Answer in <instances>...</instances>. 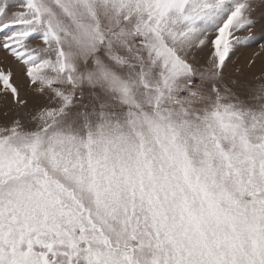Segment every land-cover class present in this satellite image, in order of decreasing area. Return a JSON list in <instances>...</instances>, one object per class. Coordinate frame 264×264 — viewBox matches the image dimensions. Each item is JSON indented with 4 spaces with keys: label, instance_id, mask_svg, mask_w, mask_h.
I'll return each instance as SVG.
<instances>
[{
    "label": "snow or ice",
    "instance_id": "snow-or-ice-1",
    "mask_svg": "<svg viewBox=\"0 0 264 264\" xmlns=\"http://www.w3.org/2000/svg\"><path fill=\"white\" fill-rule=\"evenodd\" d=\"M264 0H0V264H264Z\"/></svg>",
    "mask_w": 264,
    "mask_h": 264
},
{
    "label": "rangeland",
    "instance_id": "rangeland-1",
    "mask_svg": "<svg viewBox=\"0 0 264 264\" xmlns=\"http://www.w3.org/2000/svg\"><path fill=\"white\" fill-rule=\"evenodd\" d=\"M260 43H264V41H261ZM258 53L256 59L257 62L260 60H264V50L260 49L259 43L253 45L252 47L242 51L238 54L237 57H233V60L239 59L241 63H246L249 58L253 56V54Z\"/></svg>",
    "mask_w": 264,
    "mask_h": 264
}]
</instances>
